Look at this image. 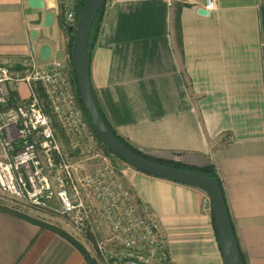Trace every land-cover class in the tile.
I'll return each mask as SVG.
<instances>
[{"label":"crops","instance_id":"obj_1","mask_svg":"<svg viewBox=\"0 0 264 264\" xmlns=\"http://www.w3.org/2000/svg\"><path fill=\"white\" fill-rule=\"evenodd\" d=\"M43 2L39 9L0 0V61L33 55L43 64L39 49L46 44L49 59L72 65L59 24L61 0ZM206 3L105 0L89 51L90 83L111 126L132 144L183 164L214 166L244 263L264 264V0H214L211 10ZM48 11L54 21L43 27ZM13 90L21 101L29 95L21 82ZM39 94L46 98L40 88ZM51 121L82 193L88 175L77 172L84 163L74 159L68 127L57 116ZM51 155L56 187L60 159ZM123 172L157 221L173 264H225L205 192L134 168ZM26 216L32 218L0 207V264H88L69 239Z\"/></svg>","mask_w":264,"mask_h":264},{"label":"built area","instance_id":"obj_2","mask_svg":"<svg viewBox=\"0 0 264 264\" xmlns=\"http://www.w3.org/2000/svg\"><path fill=\"white\" fill-rule=\"evenodd\" d=\"M206 2L207 10L214 8V0ZM78 7L79 0H61L59 13L66 21L77 24ZM1 64L4 65H0V190L33 207H59L68 217L74 238L84 239L82 234L95 238L97 264H173L160 238L157 221L139 203L131 186L115 177L109 179L103 172L84 180L87 186L94 183L100 217L109 230L108 237L99 236V225L92 220L89 204L76 186L46 110L50 108L68 127L66 132L74 150L79 141L90 143L93 131L77 100L72 65L51 59L37 64L33 55L21 63L20 71H13L5 62ZM13 81L24 82L29 89L21 104L9 101L7 83ZM39 88L46 95V104ZM52 152L60 159L62 174L55 178L56 187L51 181Z\"/></svg>","mask_w":264,"mask_h":264},{"label":"water","instance_id":"obj_3","mask_svg":"<svg viewBox=\"0 0 264 264\" xmlns=\"http://www.w3.org/2000/svg\"><path fill=\"white\" fill-rule=\"evenodd\" d=\"M26 2L30 8H44L43 0H26ZM104 4L105 0L84 1L79 12L71 48V63L76 87L90 124L106 148L132 168L154 177L192 186L205 192L212 202L214 221L225 264H243L227 206L218 182L213 178L192 171L159 164L139 156L118 139L104 119L92 91L88 62L90 29L97 12ZM197 12L203 15L208 14V11L203 8H198ZM53 21L54 12L48 11L44 14L42 26H50ZM35 34L36 31H32L31 37H34ZM50 57V46L42 45L39 49V58L42 61H47Z\"/></svg>","mask_w":264,"mask_h":264},{"label":"rangeland","instance_id":"obj_4","mask_svg":"<svg viewBox=\"0 0 264 264\" xmlns=\"http://www.w3.org/2000/svg\"><path fill=\"white\" fill-rule=\"evenodd\" d=\"M59 24L63 30L64 45L67 48V54L71 58V50L69 49V44H70V39H71L72 34L74 38L76 25L73 22L66 21L64 17H62L61 13H60ZM71 48H72V45H71ZM1 63L3 62L0 61V65L3 66L4 64H1ZM5 65H9V67L11 66L10 68L13 71H20V69H22V64L19 61L11 62V63L8 62ZM16 83L17 82L15 81H13L12 83H7L10 89L9 101L12 104H21L23 100L21 101V99L17 98L16 92L13 90V87H15ZM21 84H22V87L25 89L26 83L21 82ZM46 100H47L46 98H43V102L45 104H46ZM49 114L52 120L54 121V119H56V115L54 113L53 115L51 113ZM86 122L88 124L87 118H86ZM90 136H92L90 143L87 141H79V144L76 148L78 154L76 153L74 155L75 156L74 159H77L76 161L82 160V163H84V166L81 167L82 169H79L77 172L78 176H82L85 173L88 176H91V178H94L97 173L103 172L106 175L108 174V176H110L109 179L111 177H115L123 181L126 185L130 186L129 183L125 179L123 170L127 167L129 168H132V167L126 164L124 161H122L118 157H116L115 155H113L111 152L105 151L104 143L102 142L101 139H99L95 135L94 132L90 133ZM78 139L79 138H75L74 140H78ZM81 143L84 144L83 148L79 147ZM80 153L82 154L80 155ZM82 163L80 164L83 165ZM106 178L108 179V177ZM81 189H82L81 190L82 198L89 204L91 218L94 221V223L99 225V229H100L98 232L99 236H101L102 239L108 237V235H110L109 230H108L106 223L102 221L100 217V205L96 197L94 183H92L91 186L86 185L85 190L83 187H81ZM208 199L210 200V197ZM7 205H12L13 207H16L19 210V212L23 211V213L24 212L27 213L30 217L38 220L39 222H41V219L47 220V222L53 224L52 226H55L67 232V234H69L78 244H80L84 248L85 252L94 261V263L95 264L98 263L96 259L97 252L95 250V238L90 235H85V234H82L84 239L78 240L74 238L72 235L73 233L71 234L70 232L71 225L69 223L68 217H66L64 213L60 212L59 207L57 209H52V208L45 209V208L33 207L21 201L13 200L9 195H7L6 193L0 190V207L6 208Z\"/></svg>","mask_w":264,"mask_h":264},{"label":"trees","instance_id":"obj_5","mask_svg":"<svg viewBox=\"0 0 264 264\" xmlns=\"http://www.w3.org/2000/svg\"><path fill=\"white\" fill-rule=\"evenodd\" d=\"M84 1L85 0H79V7H78V10H77V16L79 15V12L81 10V7H82ZM103 7H104V5H103ZM103 7L97 12V14H96V16H95V18L93 20L91 29H90L89 41H88V62H89V51H90V48L92 47V44H93L94 39H95L96 34H97V30H98V26H99V22H100V18H101V12L103 10ZM175 27L177 28V32H178V29H179V15L177 13L175 15ZM177 37H178V40H180L179 32L177 33ZM72 41H73V34L71 36L70 44H69V49L70 50H71ZM75 87H76V83H75ZM92 91H93V89H92ZM93 94H94V97H95V99L97 101L98 107H99V109H100V111H101L104 119L106 120V122L108 123V125L110 126V128L114 132V134L118 137V139L127 148H129L131 151H133L134 153L138 154L139 156L144 157V158H146L148 160H151L153 162H156V163H159V164H164V165L171 166V167H175V168H181V169H184V170H190L192 172H195V173H198V174H201V175H204V176H207V177H210V178L215 179L218 182V184H219V186L221 188V191H222V194H223V198H224V201H225V204H226V200H225V196H224V192H223V188H222L221 182H220L219 177H218V174H217V172H216V170H215V168H214V166L212 164L204 165V166L187 165V164H183V163H181L179 161L169 160V159H167L165 157H162V156L153 154V153H151L149 151H145L144 149H142V148H140V147L132 144L128 139H126L125 137L121 136L111 126L110 122L108 121L107 117L103 113V111H102V109H101V107H100V105L98 103V100L96 98V95H95V92L94 91H93ZM76 96H77V100H78L79 106L81 107V109L83 110V113H84L85 117L87 118V121H88L89 126L91 127V129L95 133V131H94V129H93L92 125L90 124V121H89V119L87 117V114H86V112L84 110V107H83V105L81 103L80 97L78 95L77 87H76ZM95 135L97 136L96 133H95ZM104 149L107 152L109 151L106 148V146H104ZM27 218L29 220L35 222V223L40 224L41 226L50 227V228H53L54 230H56L59 234H61L65 238L69 239L77 247V249H79L81 251V253L83 254V256H84V258H85V260L87 261L88 264H95L94 261L89 257V255L85 252L84 248L80 244H78L69 234H67V232H65V231H63V230H61V229H59L57 227H54V226L53 227L47 226L44 223L37 221L36 219L29 218V217H27ZM233 231H234V229H233ZM240 254H241V252H240ZM241 257H242L243 264H245L244 263V260H243L242 254H241Z\"/></svg>","mask_w":264,"mask_h":264}]
</instances>
